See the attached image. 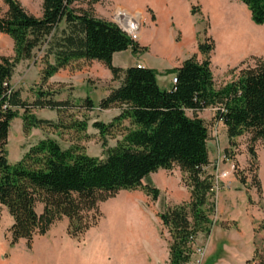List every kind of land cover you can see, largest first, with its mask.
Wrapping results in <instances>:
<instances>
[{
  "label": "trees",
  "instance_id": "obj_1",
  "mask_svg": "<svg viewBox=\"0 0 264 264\" xmlns=\"http://www.w3.org/2000/svg\"><path fill=\"white\" fill-rule=\"evenodd\" d=\"M2 1L7 9L0 15V33L13 43V56H0V211L5 207L13 220L8 229L10 244L24 239L31 247L35 236L44 235L62 218L68 221L67 235L79 239L100 220L102 202L137 188L156 199L159 190L142 186V181L160 169L178 166L185 174L189 199L168 207L158 218L170 235L168 264H188L198 235L210 232L214 206L213 180L205 172L209 132L198 112L213 109L214 120L223 124L231 144L247 136L252 168L254 144L260 141L264 148V62L234 67L229 80L217 84L210 61L213 43L199 42L202 58L193 54L168 69L176 83L164 89L151 67L113 65L114 53L129 49L138 54L146 47L117 24L98 18L93 5L99 0H42L40 16L27 12L18 0ZM236 1L246 6L254 24L264 26V0ZM42 45L43 82L78 60L101 62L119 81L98 103L100 109L117 107L118 114L108 123H92L102 138L104 157L90 156L78 145L62 148L56 140L44 138L17 162H9L7 142L13 119H22L24 133L45 126L79 135L88 126L86 113L95 107L89 96L74 103L55 100L53 93L41 90L32 103L21 99L10 85L15 65L31 58ZM32 108L53 110L57 118L35 117ZM114 136L121 138L107 147V138ZM252 181L259 191L255 175ZM38 203L41 213L36 211ZM243 264H264V237Z\"/></svg>",
  "mask_w": 264,
  "mask_h": 264
},
{
  "label": "rangeland",
  "instance_id": "obj_2",
  "mask_svg": "<svg viewBox=\"0 0 264 264\" xmlns=\"http://www.w3.org/2000/svg\"><path fill=\"white\" fill-rule=\"evenodd\" d=\"M18 1L27 12L41 15L42 0ZM93 7L98 18L117 24L139 45L146 47L145 52L133 54L137 60L134 59L132 64L158 70L156 79L161 87L170 75H174L166 73L168 69L164 68L193 54L202 58L197 51L199 42L213 43L210 61L217 84L229 80L234 67L264 62V51L257 47L230 46L234 39L240 42L247 38L242 33V24L246 20L255 34L264 39V26L254 24L246 6L236 0H99ZM6 9L0 0V15ZM124 14L134 19L135 33L122 26L118 18H123ZM44 48L42 45L35 49L31 58L15 65L10 85L20 92L21 99L32 103L37 91L41 90L53 93L55 100L69 99L74 103L89 96L95 107L86 113L88 126L79 135L45 126L32 127L24 133L22 119H13L7 142L9 162H17L23 150L44 138L56 140L62 148L78 145L90 156L104 157L102 138L92 123H108L118 114L117 107L100 109L98 103L119 85V81L112 79L110 71L101 62L78 60L43 82ZM1 55L13 56V43L7 35L0 33ZM127 64L123 56H116L115 66L126 67ZM22 112L20 109L19 114ZM31 113L51 121L57 118L56 112L47 108H32ZM187 114L191 116L192 113L187 111ZM198 116L204 120L209 132V164L205 172L213 180L211 199L214 206L209 214L210 232L198 235L188 264H243L253 256L254 249L261 246L264 237V148L260 141L254 144L256 159L251 168L247 136L238 137L231 144L223 126L214 120L213 109L206 108L198 112ZM120 138L108 137L107 147L114 146ZM223 172H227L225 177L221 176ZM253 175L260 181L259 191L252 181ZM184 178L185 174L178 166L171 170L160 169L142 181V186L149 184L159 190L156 199L143 188L122 190L100 204V220L79 239L67 235L68 221L62 218L44 235L35 236L34 246L39 251L47 243L57 244L63 255L69 257L88 258L96 254L98 264L103 255L104 264H168L170 235L161 225L158 214L188 201L189 189ZM2 224L6 225V221Z\"/></svg>",
  "mask_w": 264,
  "mask_h": 264
},
{
  "label": "crops",
  "instance_id": "obj_3",
  "mask_svg": "<svg viewBox=\"0 0 264 264\" xmlns=\"http://www.w3.org/2000/svg\"><path fill=\"white\" fill-rule=\"evenodd\" d=\"M116 56H123V58L127 59L126 67L132 66L133 60H137V58L133 57L131 51L125 50L122 52H117L113 54L112 63L115 64ZM184 60V59H183ZM183 60L175 61L171 67H167L164 69H171L173 67L178 66ZM113 64V65H114ZM121 67V68H126ZM158 71V70H157ZM159 72V71H158ZM168 77L169 75H165ZM167 78V83L165 84L164 89H170L172 87L171 78L172 75ZM222 126L223 124L219 122ZM224 130L225 127L223 126ZM22 135V134H21ZM30 147V146H29ZM28 150H23L22 155ZM21 155V156H22ZM37 213H41L42 204L38 203L36 206ZM6 221V225L2 224V222ZM13 220L9 215L7 209L2 207L0 211V264H98L96 259V254L94 257L89 256L78 257V256H66L63 255V252L60 250L59 246L52 243H47L41 250L37 251L34 244L36 240H33L31 247L27 246L26 240L19 239L15 244H10V235H9V227L11 226ZM99 264H104V255L102 257V262Z\"/></svg>",
  "mask_w": 264,
  "mask_h": 264
},
{
  "label": "bare ground",
  "instance_id": "obj_4",
  "mask_svg": "<svg viewBox=\"0 0 264 264\" xmlns=\"http://www.w3.org/2000/svg\"><path fill=\"white\" fill-rule=\"evenodd\" d=\"M123 16L124 17L121 19L120 17L118 18L122 26H124L130 33H135L136 24L135 22H133L134 19H132L128 14H124ZM242 29V33H244V35H247V38H244V40H241L240 42H236L234 39L232 41L233 45L231 44L230 46H235L236 48L241 49H247L249 46H253L254 48L257 47L258 49L264 51V39L260 38L257 34H255L248 20L243 21Z\"/></svg>",
  "mask_w": 264,
  "mask_h": 264
},
{
  "label": "built area",
  "instance_id": "obj_5",
  "mask_svg": "<svg viewBox=\"0 0 264 264\" xmlns=\"http://www.w3.org/2000/svg\"><path fill=\"white\" fill-rule=\"evenodd\" d=\"M137 66L140 67L141 65L138 64ZM175 83H176V77L175 75H173L171 78V84L173 85ZM226 175H227V172H223L221 176L225 177Z\"/></svg>",
  "mask_w": 264,
  "mask_h": 264
},
{
  "label": "water",
  "instance_id": "obj_6",
  "mask_svg": "<svg viewBox=\"0 0 264 264\" xmlns=\"http://www.w3.org/2000/svg\"><path fill=\"white\" fill-rule=\"evenodd\" d=\"M121 28V27H120ZM122 30H124L125 32H126V30L125 29H123V28H121Z\"/></svg>",
  "mask_w": 264,
  "mask_h": 264
}]
</instances>
